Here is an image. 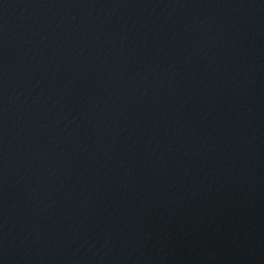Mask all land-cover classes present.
Instances as JSON below:
<instances>
[{"label":"water","instance_id":"1","mask_svg":"<svg viewBox=\"0 0 264 264\" xmlns=\"http://www.w3.org/2000/svg\"><path fill=\"white\" fill-rule=\"evenodd\" d=\"M53 264H264V0H151Z\"/></svg>","mask_w":264,"mask_h":264}]
</instances>
